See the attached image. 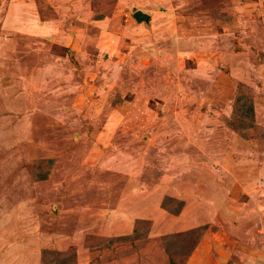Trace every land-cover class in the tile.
I'll return each mask as SVG.
<instances>
[{
  "label": "rangeland",
  "instance_id": "rangeland-1",
  "mask_svg": "<svg viewBox=\"0 0 264 264\" xmlns=\"http://www.w3.org/2000/svg\"><path fill=\"white\" fill-rule=\"evenodd\" d=\"M10 1L0 0V243L39 239L42 264L43 249L75 250L79 264L63 239L81 233L86 264H161L146 258L161 247L164 264L195 254L194 264H264V0H64L42 14L73 26L68 46L15 29ZM238 96L254 108L241 132ZM164 196L183 201L179 214ZM132 218L153 239L101 244ZM203 225L193 249H167V235Z\"/></svg>",
  "mask_w": 264,
  "mask_h": 264
},
{
  "label": "crops",
  "instance_id": "crops-1",
  "mask_svg": "<svg viewBox=\"0 0 264 264\" xmlns=\"http://www.w3.org/2000/svg\"><path fill=\"white\" fill-rule=\"evenodd\" d=\"M63 1L64 0H11L7 8L6 17L8 21L14 22V25L16 27L15 29L22 30V31L29 30L30 32H32L33 34L32 36H34V38L36 37H38L37 39L46 38V39H50L52 43L55 45L62 44V46H68L69 42L67 43L64 40L66 39L69 40L70 37H72L71 29H73L72 28L73 26L70 25L72 27L69 30L68 26L64 27L65 23L63 21L55 20L53 18H50L49 16L47 19L46 18L43 19V14H42L46 12L48 14L50 13L53 16L58 15L57 12H59L62 9V6L60 4H62ZM99 23H100L99 20L94 21V24H96L97 26ZM65 28L68 29V31L70 32H66ZM83 32H85V30ZM5 223L8 224L11 222H8V223L5 222ZM134 224H135L134 219L132 218L131 222L126 224V227L124 230L119 231V227H116L117 232L116 233L112 232L111 235L121 236V235L130 234L133 231ZM81 234H83V236ZM81 234H80V237H78V239L72 238L71 235H67L63 239V242L64 244L66 243L70 245L72 244L70 247H68V249H71L73 247L77 249L78 256H80L79 264H86L85 262L86 260L84 261L83 260L84 258L82 259V257L84 255L90 256L93 253H90L89 251H86L83 248L86 235H84V233H81ZM50 235H51L50 233H47L45 234V237L52 238ZM150 236H151V231L147 237H150ZM150 238L153 239L152 237ZM51 242L52 241H49V242L46 241V244L43 246L44 247L51 246L50 245ZM130 243L131 241H127V242L125 241V242L118 243V245L122 249V248H127L128 245H131ZM0 244H1L0 245V264H42L40 262V255L37 254L36 252L38 251L37 249H39V247L41 246V241L39 239H37L36 245H33V246L32 244H23V243H21L20 245L18 242H13V240L7 243H0ZM18 245L20 246L18 247ZM160 249H162L161 252H163V255L161 256L153 255V257L151 255H146V258L150 257L151 259L157 260L161 264H164L166 261L167 254L165 253V250H163V247H161ZM133 255L134 254L128 255L130 259V263L131 261L133 262L135 261V255L134 257ZM196 256H197L196 254L193 256H190L186 264H194V262L196 261ZM129 259L125 257L124 261L129 260ZM90 261L92 260L90 259ZM120 263H123V257L118 260L113 259L111 262H106V264H120ZM101 264H104V261H102Z\"/></svg>",
  "mask_w": 264,
  "mask_h": 264
},
{
  "label": "trees",
  "instance_id": "trees-1",
  "mask_svg": "<svg viewBox=\"0 0 264 264\" xmlns=\"http://www.w3.org/2000/svg\"><path fill=\"white\" fill-rule=\"evenodd\" d=\"M234 111H235V113L237 112L238 116L240 117V119L236 118L234 120V126H235L234 128L236 131L241 132V130L245 128V124L243 123L245 118H250V120L253 119L254 108H253L252 101L249 98L246 99L242 96H238L236 98V104L234 107ZM248 125H250L249 122H248ZM247 126H246V128H247ZM38 172L39 173L36 174V177L39 179H44L47 175V171H40L39 170ZM182 206H183V201L177 200V199L172 198L170 196H164L162 201H161V207L164 208L167 212H169L171 214H175V215L179 214V212L182 209ZM205 228H206V226L203 225V226L197 227L196 229H192V230H189L186 232H179V233L174 232V233L167 235L165 237L167 249L168 250H172V249L178 250L181 248V246L183 244H188L187 249H189V250L193 249L195 244L200 240ZM149 233H150V224L145 220L138 219L136 221V223L134 224L133 231L130 234L107 238L101 244H106V243L109 244L112 242L114 243L116 241H126V240H132V239L134 240V239H139L141 237L145 238L146 236L149 235ZM90 237H92V236H87V240ZM95 243H96V241L94 243H92V245ZM86 245H88V244L86 243ZM51 253L52 252H50V251H44V249L42 250L41 258H42L43 263H47V264H75V262L73 263V260H72L74 258V256L76 255L75 250L72 252L66 253L65 255L61 256L59 259H58V257L60 254L58 255L57 253H53V256L51 255L49 257L48 255Z\"/></svg>",
  "mask_w": 264,
  "mask_h": 264
},
{
  "label": "water",
  "instance_id": "water-1",
  "mask_svg": "<svg viewBox=\"0 0 264 264\" xmlns=\"http://www.w3.org/2000/svg\"><path fill=\"white\" fill-rule=\"evenodd\" d=\"M132 17L135 19V21L137 22H144V23H149V14L148 13H145L143 12L142 10L140 9H137L135 10L133 13H132Z\"/></svg>",
  "mask_w": 264,
  "mask_h": 264
}]
</instances>
